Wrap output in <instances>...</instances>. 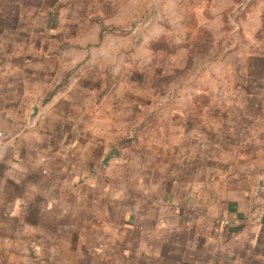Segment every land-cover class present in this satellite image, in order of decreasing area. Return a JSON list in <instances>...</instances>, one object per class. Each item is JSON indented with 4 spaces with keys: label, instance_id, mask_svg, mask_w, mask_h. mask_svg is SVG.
I'll use <instances>...</instances> for the list:
<instances>
[{
    "label": "crops",
    "instance_id": "crops-1",
    "mask_svg": "<svg viewBox=\"0 0 264 264\" xmlns=\"http://www.w3.org/2000/svg\"><path fill=\"white\" fill-rule=\"evenodd\" d=\"M9 1L0 264H264V93L209 109L179 93L170 112L150 110L102 79L90 54L76 61L54 46L58 21L39 24ZM258 33L259 46L241 47L233 84L264 86ZM250 54L261 56L259 77Z\"/></svg>",
    "mask_w": 264,
    "mask_h": 264
},
{
    "label": "rangeland",
    "instance_id": "rangeland-1",
    "mask_svg": "<svg viewBox=\"0 0 264 264\" xmlns=\"http://www.w3.org/2000/svg\"><path fill=\"white\" fill-rule=\"evenodd\" d=\"M260 1L20 0L18 7L21 15H37L39 24L58 21L54 46L73 50L76 61L90 54L108 84L116 80L123 94L134 95L141 106L152 101L150 110L165 113L179 93L189 100L202 97L207 106L211 102L207 109L222 96L250 89L264 93V86L232 82L241 47L263 40L258 37L264 30ZM250 59L252 74L259 77L261 56Z\"/></svg>",
    "mask_w": 264,
    "mask_h": 264
},
{
    "label": "built area",
    "instance_id": "built-area-1",
    "mask_svg": "<svg viewBox=\"0 0 264 264\" xmlns=\"http://www.w3.org/2000/svg\"><path fill=\"white\" fill-rule=\"evenodd\" d=\"M4 143H5V136H4V134L0 131V151H1V149L3 148V146H4ZM261 190L264 192V182H263V184L261 185Z\"/></svg>",
    "mask_w": 264,
    "mask_h": 264
}]
</instances>
